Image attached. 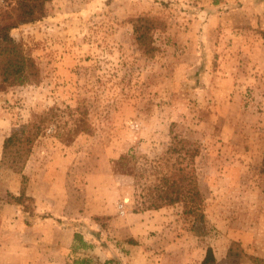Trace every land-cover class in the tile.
Here are the masks:
<instances>
[{
    "label": "rangeland",
    "instance_id": "1",
    "mask_svg": "<svg viewBox=\"0 0 264 264\" xmlns=\"http://www.w3.org/2000/svg\"><path fill=\"white\" fill-rule=\"evenodd\" d=\"M200 4L51 0L13 31L40 82L0 89V264H200L209 246L217 264H264V31L247 47L246 33L206 25ZM139 16L156 23L152 58L133 42ZM82 105L87 133L50 129L35 143L25 210L22 174L1 164L5 138ZM175 136L201 147L205 229L182 205L140 209L173 170Z\"/></svg>",
    "mask_w": 264,
    "mask_h": 264
},
{
    "label": "trees",
    "instance_id": "2",
    "mask_svg": "<svg viewBox=\"0 0 264 264\" xmlns=\"http://www.w3.org/2000/svg\"><path fill=\"white\" fill-rule=\"evenodd\" d=\"M4 1L6 6L0 10V89L38 83L40 68L27 54L23 43L15 39L13 31L25 24L43 19L51 0ZM127 22L132 26V38L137 49L146 58L154 57L158 51L154 41L156 29L154 19L139 16L130 18ZM89 117L90 107L86 105L74 108L66 106L63 110L56 107L43 113L38 121L23 124L19 130L5 138L1 164L22 174L20 194L14 198V203L24 208L25 201L29 200L26 192L28 177L23 172L38 139L50 129L53 130V134L65 139L66 137L73 139L81 133H87L92 126ZM64 127L65 129L69 127V130L62 132ZM171 151L176 158L173 170L163 174L153 187H148L140 209L151 210L182 205L185 215L193 218L194 223L199 224L201 229H205L207 224L203 210L205 198L196 167V158L201 153V147L197 142L175 136ZM74 264L92 263L89 259H78ZM200 264H217L211 246L207 248Z\"/></svg>",
    "mask_w": 264,
    "mask_h": 264
},
{
    "label": "crops",
    "instance_id": "3",
    "mask_svg": "<svg viewBox=\"0 0 264 264\" xmlns=\"http://www.w3.org/2000/svg\"><path fill=\"white\" fill-rule=\"evenodd\" d=\"M200 7H205L206 13L209 15L207 23L205 22L206 25L210 26L212 23H215L217 26L221 25L223 27L222 31L228 29L229 25H231L234 35L236 33L238 35L246 33L248 41H246L245 37L239 36L240 39L246 42V46L250 40L256 41L259 39V33L264 31V0H201ZM237 25L243 26L237 29L234 28ZM244 25L249 27L244 28ZM258 27L259 30L256 29ZM249 49L255 51V48H247L248 51H251ZM255 53L253 52V54Z\"/></svg>",
    "mask_w": 264,
    "mask_h": 264
},
{
    "label": "built area",
    "instance_id": "4",
    "mask_svg": "<svg viewBox=\"0 0 264 264\" xmlns=\"http://www.w3.org/2000/svg\"><path fill=\"white\" fill-rule=\"evenodd\" d=\"M2 0H0V2H1Z\"/></svg>",
    "mask_w": 264,
    "mask_h": 264
}]
</instances>
